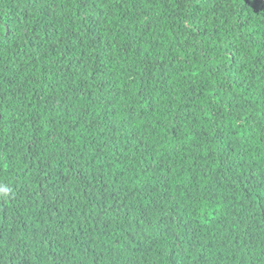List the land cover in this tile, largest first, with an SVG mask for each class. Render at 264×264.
<instances>
[{
	"label": "trees",
	"instance_id": "1",
	"mask_svg": "<svg viewBox=\"0 0 264 264\" xmlns=\"http://www.w3.org/2000/svg\"><path fill=\"white\" fill-rule=\"evenodd\" d=\"M0 264H264V0H0Z\"/></svg>",
	"mask_w": 264,
	"mask_h": 264
}]
</instances>
